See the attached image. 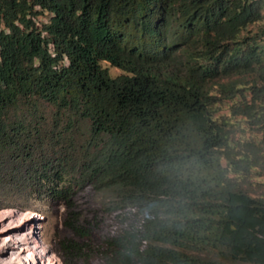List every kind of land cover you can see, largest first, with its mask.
<instances>
[{
	"label": "trees",
	"instance_id": "16d2710c",
	"mask_svg": "<svg viewBox=\"0 0 264 264\" xmlns=\"http://www.w3.org/2000/svg\"><path fill=\"white\" fill-rule=\"evenodd\" d=\"M258 177L264 0H0V195L64 264H264Z\"/></svg>",
	"mask_w": 264,
	"mask_h": 264
},
{
	"label": "rangeland",
	"instance_id": "374dc122",
	"mask_svg": "<svg viewBox=\"0 0 264 264\" xmlns=\"http://www.w3.org/2000/svg\"><path fill=\"white\" fill-rule=\"evenodd\" d=\"M103 66L107 67L109 74L113 77L122 73L121 70L112 67L109 64H103ZM255 181L264 183V178L258 177V179H256ZM76 202L79 209L81 208L84 212L89 211L90 215L93 214L94 210L99 207L97 195L92 194L91 192L83 194L77 199ZM0 203L2 204L0 206V210L8 208L10 210L5 211L33 212L35 213V217H41L39 220L40 223H38V237H40L41 241L43 242L42 248L49 249L53 252L52 254L56 258V264H60V261L61 264H64L63 253L59 246V242L64 238L70 237L71 234L63 225L66 208L62 203L51 204L47 201L38 200V198L33 195H11L6 197L0 195ZM2 212L0 213V216ZM21 216L27 217L28 215L21 214ZM102 216L105 221L109 219L106 214H102ZM98 217H101V213L98 214ZM26 219L31 220L29 216Z\"/></svg>",
	"mask_w": 264,
	"mask_h": 264
},
{
	"label": "bare ground",
	"instance_id": "6f19581e",
	"mask_svg": "<svg viewBox=\"0 0 264 264\" xmlns=\"http://www.w3.org/2000/svg\"><path fill=\"white\" fill-rule=\"evenodd\" d=\"M5 210L10 209L0 210V264H54L53 252L42 248L38 237L41 217H35L33 212Z\"/></svg>",
	"mask_w": 264,
	"mask_h": 264
},
{
	"label": "built area",
	"instance_id": "2783aa9c",
	"mask_svg": "<svg viewBox=\"0 0 264 264\" xmlns=\"http://www.w3.org/2000/svg\"><path fill=\"white\" fill-rule=\"evenodd\" d=\"M47 47H48L49 52L51 53V55H54V47H53V44L52 43H48L47 44Z\"/></svg>",
	"mask_w": 264,
	"mask_h": 264
}]
</instances>
